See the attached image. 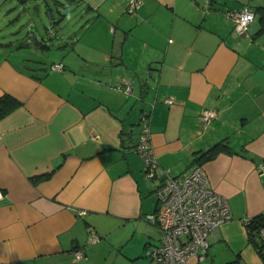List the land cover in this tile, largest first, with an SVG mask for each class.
<instances>
[{"label": "crops", "instance_id": "1", "mask_svg": "<svg viewBox=\"0 0 264 264\" xmlns=\"http://www.w3.org/2000/svg\"><path fill=\"white\" fill-rule=\"evenodd\" d=\"M40 1L0 0V96L20 101L0 118V264H152L145 248L161 233L143 217L156 205L135 150L143 111L172 175L228 140L198 163L232 216L196 264H262L242 219L264 211V0H141L132 12L129 0H54L87 19L65 32L58 9L36 27ZM240 7L255 13L245 34L226 14ZM45 48L66 57L35 58ZM124 81L131 92L113 87ZM137 87L149 108L131 102ZM204 109L216 111L206 123Z\"/></svg>", "mask_w": 264, "mask_h": 264}, {"label": "built area", "instance_id": "2", "mask_svg": "<svg viewBox=\"0 0 264 264\" xmlns=\"http://www.w3.org/2000/svg\"><path fill=\"white\" fill-rule=\"evenodd\" d=\"M140 1L129 0L126 10H136ZM226 14L239 34H245L255 18V13L246 7L227 9ZM51 69L61 71L63 63H52ZM113 87L131 92V81ZM167 101L172 103L173 99ZM147 113H142L144 123L135 150L143 157L147 177L158 181L155 187L156 205L143 217L160 229L161 236L158 243L146 246L145 255L151 258L152 264H190L189 258L196 256L191 263L196 264L204 259L211 242L218 238L220 225L231 218V208L225 196L209 187L206 173L200 164L194 163L180 175H172L169 169L158 164L150 142L149 126L145 122ZM215 115L214 109H204L201 120L206 123ZM260 169L264 170V163ZM247 221L248 217L242 219L243 223ZM260 232L264 235V229ZM99 239L97 234L91 233L90 242ZM72 255L80 259L84 257V252L81 248L74 249Z\"/></svg>", "mask_w": 264, "mask_h": 264}, {"label": "rangeland", "instance_id": "3", "mask_svg": "<svg viewBox=\"0 0 264 264\" xmlns=\"http://www.w3.org/2000/svg\"><path fill=\"white\" fill-rule=\"evenodd\" d=\"M45 1H46V3L44 2V0L40 1V3H38V6H39L38 10H39V13H40L39 15H37L36 11L34 10V7H35L36 3H32V4L29 5V6H31V8L29 9V13H30L29 16L33 20H35L36 27L39 30L40 29L42 30L43 23H45V24L48 23V15L45 13L46 11H49L50 15L56 21H58L59 17H60V16H58L57 9L62 13V16L65 17V20L63 22H61V27L64 28V32L67 31L68 29H71V28L73 30L77 31L78 29H80L82 27V24H84L86 22V20H87V19L84 20L83 18L81 19V18H79L77 16L75 3L72 4V5H68L66 7H62V6L58 5V4H55L54 0H45ZM61 1H63V0H61ZM35 31H36V29L34 28V32ZM43 34H44V32H43ZM44 37H45V34H44ZM54 42H57V41H54ZM71 54H73V53L70 52V55ZM65 57L66 56H62L61 57L60 53H58L56 50L45 48L41 53H38V55L35 58L41 59V60L44 59V60L47 61V58L50 60V59H59V58L63 59ZM70 58H71V56H67V60L70 59ZM64 61L66 63V60H64ZM18 63H20V62L18 61ZM63 69H64V67H63ZM65 70H67V66H65ZM36 74L41 75L42 73L37 72ZM86 76H89V75H86ZM87 78H89V77H87ZM76 80H77V78H75V79L72 78V81L75 82V83H76ZM135 92H136L135 93V98L132 99L131 102H135L136 101V102H138V106H142L144 108H146V107L149 108L150 106H147V104L143 103L144 102V98H140L138 87L135 89ZM153 181H154V183H152ZM152 182H151V186L153 187V185H154V189H153V192H151L150 196H151V199H154V197H155V187H156L158 181L152 180ZM208 185H209V183H208ZM209 187L212 188L210 185H209ZM159 235L160 234H158V237H159ZM152 244H154V243H152ZM227 254H228L227 250H224V249H223L222 252H220V255H222L223 257L227 256ZM195 259H196V256H193V257L189 258V263L191 264L192 262L195 261ZM200 264H203V263L201 262ZM229 264H231V261H230Z\"/></svg>", "mask_w": 264, "mask_h": 264}, {"label": "trees", "instance_id": "4", "mask_svg": "<svg viewBox=\"0 0 264 264\" xmlns=\"http://www.w3.org/2000/svg\"><path fill=\"white\" fill-rule=\"evenodd\" d=\"M257 10L260 11V18L264 20V6H259ZM261 29H264V21H262ZM19 105L20 101L10 97L8 94L0 96V118ZM220 151H230L229 143L226 138L219 140L207 149L198 152L194 160L197 161V163L203 162L204 160L214 157ZM50 175L51 172L49 171L36 176L35 179L48 178ZM244 225L247 228L249 241L256 247V250L262 259V264H264V235L260 232L261 229H264V211L248 217V221L245 222ZM231 264H238V261L233 260L231 261Z\"/></svg>", "mask_w": 264, "mask_h": 264}, {"label": "water", "instance_id": "5", "mask_svg": "<svg viewBox=\"0 0 264 264\" xmlns=\"http://www.w3.org/2000/svg\"><path fill=\"white\" fill-rule=\"evenodd\" d=\"M142 98L144 97V95L142 94V96H141Z\"/></svg>", "mask_w": 264, "mask_h": 264}, {"label": "clouds", "instance_id": "6", "mask_svg": "<svg viewBox=\"0 0 264 264\" xmlns=\"http://www.w3.org/2000/svg\"><path fill=\"white\" fill-rule=\"evenodd\" d=\"M249 19H251V17H249Z\"/></svg>", "mask_w": 264, "mask_h": 264}]
</instances>
